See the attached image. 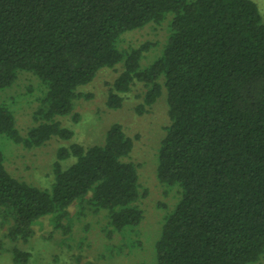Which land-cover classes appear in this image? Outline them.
Listing matches in <instances>:
<instances>
[{
    "label": "trees",
    "instance_id": "trees-1",
    "mask_svg": "<svg viewBox=\"0 0 264 264\" xmlns=\"http://www.w3.org/2000/svg\"><path fill=\"white\" fill-rule=\"evenodd\" d=\"M169 16L166 43L147 67L145 47L119 50L120 38ZM122 64L107 107L132 85L150 107L165 91L168 126L156 178L177 193L154 243V264H253L264 253V21L251 0H0V91L19 73L44 88L35 126L21 136L0 105V135L24 149L71 138L57 118L73 110L77 89L102 68ZM132 141L117 124L100 145L60 149L49 189L18 181L0 152V218L26 239L74 203L103 212L113 233L142 220ZM73 162L65 167L61 163Z\"/></svg>",
    "mask_w": 264,
    "mask_h": 264
},
{
    "label": "rangeland",
    "instance_id": "rangeland-1",
    "mask_svg": "<svg viewBox=\"0 0 264 264\" xmlns=\"http://www.w3.org/2000/svg\"><path fill=\"white\" fill-rule=\"evenodd\" d=\"M253 1L264 21V0ZM169 16L159 24H148L125 33L119 50L145 47L140 67L149 66L162 51L169 29ZM122 71V64L100 69L92 81L77 89L70 115L56 120L68 129V140L53 137L41 147L24 149L0 135V152L8 174L18 181L49 189L52 167L60 149L73 144L82 147L100 145L113 124L132 141L126 162L136 167L139 193L137 206L142 220L132 233H113L103 212L94 213L86 204H72L67 216L54 227L51 216L39 219L24 239L10 235L12 223L0 218V264H154V243L164 216L173 210L177 193L160 184L156 178V156L168 126L165 91L150 107L143 105L145 88L132 85L122 96L117 109L107 107L112 85ZM44 88L29 73H19L15 82L0 91V105L12 112L15 127L21 136L35 126L33 114L39 107ZM73 159L62 162L68 166ZM253 264H264V253Z\"/></svg>",
    "mask_w": 264,
    "mask_h": 264
}]
</instances>
